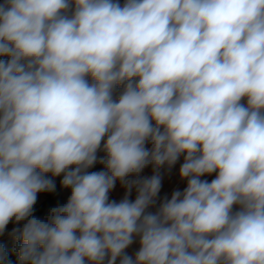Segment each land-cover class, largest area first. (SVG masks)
I'll return each instance as SVG.
<instances>
[{
  "label": "clouds",
  "instance_id": "obj_1",
  "mask_svg": "<svg viewBox=\"0 0 264 264\" xmlns=\"http://www.w3.org/2000/svg\"><path fill=\"white\" fill-rule=\"evenodd\" d=\"M10 222L18 264H264V0H0Z\"/></svg>",
  "mask_w": 264,
  "mask_h": 264
},
{
  "label": "trees",
  "instance_id": "obj_2",
  "mask_svg": "<svg viewBox=\"0 0 264 264\" xmlns=\"http://www.w3.org/2000/svg\"><path fill=\"white\" fill-rule=\"evenodd\" d=\"M103 155V153H100ZM103 169L102 165H95L90 171H100ZM61 177H57L56 179V190L52 193H38V196L43 195V199L39 201L37 198V202L34 205V212L38 218L45 219L47 218L48 212L51 208L59 205H63L67 202L68 197L63 195V187L61 186ZM12 227H22L23 224L20 223L19 225L15 224L14 222H10ZM0 245H3L8 252V258L12 261V264H18V248L20 246V242L14 241L11 235H8L4 238L0 239Z\"/></svg>",
  "mask_w": 264,
  "mask_h": 264
},
{
  "label": "crops",
  "instance_id": "obj_3",
  "mask_svg": "<svg viewBox=\"0 0 264 264\" xmlns=\"http://www.w3.org/2000/svg\"><path fill=\"white\" fill-rule=\"evenodd\" d=\"M183 162V159L181 157V160L175 165V167L173 168L172 172L170 175H166L163 179L162 182V189H161V196L164 195H168V197L170 198L171 193L173 190L175 189H180L183 190L184 187H186V181H182L179 178V167L180 164ZM151 168H147L144 170V172L142 173V175H151ZM50 178H51V174H47ZM215 176V174H213L212 176H207L204 177L206 179H208L209 181L211 179H213ZM54 182L56 183V179L57 177H54ZM63 195L69 197L70 196V189H65L63 188ZM124 196V189L120 186L119 182H117L116 187L114 188V190L110 193V199L112 200H116L119 201L120 199H122ZM131 199L135 198V192H133L132 196L130 197ZM39 201H41L43 199V195L38 196ZM138 241L135 242L133 245H131L129 247V249H127L126 251L129 254H134L135 251L138 250ZM118 264V263H117Z\"/></svg>",
  "mask_w": 264,
  "mask_h": 264
},
{
  "label": "rangeland",
  "instance_id": "obj_4",
  "mask_svg": "<svg viewBox=\"0 0 264 264\" xmlns=\"http://www.w3.org/2000/svg\"><path fill=\"white\" fill-rule=\"evenodd\" d=\"M21 223L23 224L24 222H21ZM13 228H14V227H12L11 224L9 223V224L7 225V227H6V229H5L4 234H3V235H0V239L6 237V236H8V235H10V233L12 232V229H13Z\"/></svg>",
  "mask_w": 264,
  "mask_h": 264
},
{
  "label": "built area",
  "instance_id": "obj_5",
  "mask_svg": "<svg viewBox=\"0 0 264 264\" xmlns=\"http://www.w3.org/2000/svg\"><path fill=\"white\" fill-rule=\"evenodd\" d=\"M121 3H123V0H120ZM118 263V262H117Z\"/></svg>",
  "mask_w": 264,
  "mask_h": 264
}]
</instances>
